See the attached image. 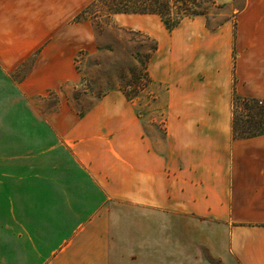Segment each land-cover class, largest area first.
<instances>
[{
  "label": "crops",
  "instance_id": "0c3cea01",
  "mask_svg": "<svg viewBox=\"0 0 264 264\" xmlns=\"http://www.w3.org/2000/svg\"><path fill=\"white\" fill-rule=\"evenodd\" d=\"M91 2L0 0V264H192L199 226L223 264H264V134H233L235 94L264 102V0L236 39L148 31L158 138L121 91L73 105Z\"/></svg>",
  "mask_w": 264,
  "mask_h": 264
},
{
  "label": "rangeland",
  "instance_id": "374dc122",
  "mask_svg": "<svg viewBox=\"0 0 264 264\" xmlns=\"http://www.w3.org/2000/svg\"><path fill=\"white\" fill-rule=\"evenodd\" d=\"M91 1L92 4L94 0ZM245 2L246 0H215L216 4L210 7L208 15L200 17L206 20L209 29H216L228 22L236 39L237 16ZM99 11V7H93L82 20L78 21L76 18V22H85L86 27L92 31L93 39L92 45L81 51L75 60L82 76V84L79 88L70 90L73 105L77 111L85 112L100 98L112 92L121 91L125 96L128 93L132 98H126L136 103L139 113L147 115L145 121L149 131L156 138L163 136L162 119L158 112L153 114L155 110L149 107L154 95L149 90L151 78L149 71L146 72L145 60L157 40L148 31L172 32L177 27L172 31L168 30L159 16L115 15L107 19ZM57 101L53 97L47 106H55ZM207 233L205 227L199 226L198 256L195 257L197 263L192 264H223L200 242L204 241Z\"/></svg>",
  "mask_w": 264,
  "mask_h": 264
},
{
  "label": "trees",
  "instance_id": "16d2710c",
  "mask_svg": "<svg viewBox=\"0 0 264 264\" xmlns=\"http://www.w3.org/2000/svg\"><path fill=\"white\" fill-rule=\"evenodd\" d=\"M215 4V0H94L77 19L82 20L86 12L93 7H99V12L107 19L115 15H156L161 17L168 30L172 31L186 19L207 16L210 7ZM157 49L158 44L155 43L151 53L146 55V72ZM126 96L132 98L128 93ZM233 134L237 139L254 138L264 134V102L241 98L235 94Z\"/></svg>",
  "mask_w": 264,
  "mask_h": 264
}]
</instances>
